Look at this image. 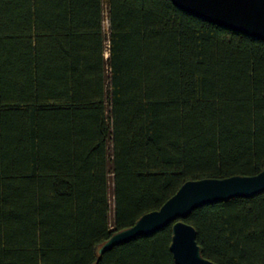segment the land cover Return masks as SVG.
I'll use <instances>...</instances> for the list:
<instances>
[{
    "label": "trees",
    "instance_id": "trees-1",
    "mask_svg": "<svg viewBox=\"0 0 264 264\" xmlns=\"http://www.w3.org/2000/svg\"><path fill=\"white\" fill-rule=\"evenodd\" d=\"M263 169V39L171 0H0V264H176L172 223L99 249ZM185 221L216 264H264V192Z\"/></svg>",
    "mask_w": 264,
    "mask_h": 264
},
{
    "label": "water",
    "instance_id": "water-1",
    "mask_svg": "<svg viewBox=\"0 0 264 264\" xmlns=\"http://www.w3.org/2000/svg\"><path fill=\"white\" fill-rule=\"evenodd\" d=\"M180 9L207 22L264 40V0H171ZM264 192V169L256 175H233L185 182L159 209L113 234L99 254L141 236H151L172 226L170 250L176 264H216L202 254L196 228L185 220L208 204L232 198H251Z\"/></svg>",
    "mask_w": 264,
    "mask_h": 264
},
{
    "label": "rangeland",
    "instance_id": "rangeland-1",
    "mask_svg": "<svg viewBox=\"0 0 264 264\" xmlns=\"http://www.w3.org/2000/svg\"><path fill=\"white\" fill-rule=\"evenodd\" d=\"M108 28H109V23H108V21L106 20V21H105V29L108 30ZM112 217H113V212H112Z\"/></svg>",
    "mask_w": 264,
    "mask_h": 264
}]
</instances>
